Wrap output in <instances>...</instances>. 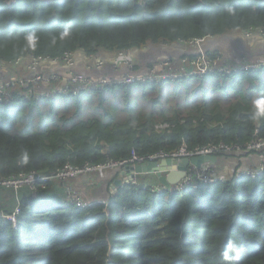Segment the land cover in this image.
Returning <instances> with one entry per match:
<instances>
[{"label": "trees", "instance_id": "16d2710c", "mask_svg": "<svg viewBox=\"0 0 264 264\" xmlns=\"http://www.w3.org/2000/svg\"><path fill=\"white\" fill-rule=\"evenodd\" d=\"M256 27L264 28V0H0V63L15 64L20 56L52 60L67 51L134 50L143 58L140 50L157 43ZM192 81L213 93L191 103L199 95L191 94ZM171 85L189 109L178 102L168 113L163 92ZM217 92L226 95L223 102ZM65 97L64 112L72 116L52 112L49 123L37 122L35 112L27 119L35 101L0 104V178L125 160L132 151L147 157L182 144L194 149L264 138V69L112 84ZM89 106L97 110L91 117ZM148 174L151 180L135 178L158 181ZM54 183L0 192V264H264V175L160 193L125 180L109 183V199L88 207L51 199ZM17 198L14 227L1 214H11Z\"/></svg>", "mask_w": 264, "mask_h": 264}, {"label": "built area", "instance_id": "2783aa9c", "mask_svg": "<svg viewBox=\"0 0 264 264\" xmlns=\"http://www.w3.org/2000/svg\"><path fill=\"white\" fill-rule=\"evenodd\" d=\"M258 33L264 36V28L256 27L251 31L246 32L247 34ZM215 36L207 35L203 37H194L188 40H180V44L185 46L188 50L193 52L191 55H184L178 59L168 58L156 65L152 66L147 74L155 75L153 79H148V75H135L134 66L135 61L129 52H121L119 64H124V67L127 69V72L123 76H110L102 75L100 77L87 76L77 73H69L66 77V80L62 82H57L59 76L53 73H43L41 71L44 65H52L51 63H46L50 59L47 58H37L36 56H24V60L20 59L16 61L15 65H26L27 73L26 77L15 81L14 79H8L4 76V72H0V104H6L12 102L15 97H22L24 99H32L36 94H41L42 97H52L57 95L62 96H77L83 92L97 91L104 89L107 85L112 84H130L135 81L147 82V81H161L163 79H168L172 82H176L178 79L183 77L190 76H206L210 73L220 72L225 74H232L234 71H249V70H262L264 69V54L259 55L255 59L246 58L241 61L239 64H233L229 62L220 51H206L204 46L207 42L211 41ZM189 46V47H187ZM190 48V49H189ZM192 49V50H191ZM74 53L70 54V58L67 61L66 65L72 67L74 65ZM89 59H93L94 55L87 56ZM132 59L133 66L130 63L129 59ZM97 60V59H96ZM52 61L58 62L57 64H62V58H54ZM96 61L92 64L95 67ZM161 64H166L165 68H160ZM14 65V64H11ZM11 65L9 68H11ZM101 62L97 63V66L100 67ZM9 68H5V71ZM96 68V67H95ZM4 69V68H3ZM45 71V70H43ZM5 72V73H6ZM46 72V71H45ZM10 74V73H9ZM217 145L223 144H208L204 146H198L194 149H189L186 144H182L176 150V154L167 155L169 153L160 152L154 155H149L147 157H138L136 154H133V157L130 161L122 162H113L109 161L108 163H103L102 165H89L84 166H73L71 163H66L63 167L57 169L54 172L49 174H43L36 170L30 172H20L18 175H12L9 177L0 178V192L12 189L17 193L20 189L28 187L30 189H38V184L42 185L43 188L47 184H50L53 181L61 182L63 177L69 176L71 174L67 173L75 171V176H81L84 174L94 173L96 169L109 168L114 164L118 166H126L133 161L137 163H148L151 161L160 162L169 156L188 157L189 159L200 156V155H212L216 154L218 151ZM221 151H248L261 154V160L256 168H249L244 172H241L239 176H248L253 179L264 175V138L255 137L247 143L237 142L233 145L226 146V150ZM104 169V170H105ZM164 172L163 174H167ZM148 174V173H145ZM156 175V173H153ZM137 175V174H136ZM158 178V177H157ZM217 181H225L220 178L212 165H204L202 167H197L192 164L187 166L185 170V176L181 178L178 182L171 184L170 186H165L159 181L156 183L152 182H139L138 178L135 176L131 179H128L127 182L133 184H141L144 188L149 189L151 192L160 193V192H175L182 191L186 187L194 185L197 187L199 183L211 184ZM64 182V181H63ZM105 184V183H104ZM106 186V184H105ZM76 190L74 186L70 185V182H66L65 186V198L69 203L75 204L80 207L90 206L93 201L96 200H84L81 194H78L74 191ZM109 198L100 199L97 201L106 202ZM17 206L11 214H1L2 217L9 219L13 226L17 225V216L21 212V203L17 198Z\"/></svg>", "mask_w": 264, "mask_h": 264}, {"label": "crops", "instance_id": "0c3cea01", "mask_svg": "<svg viewBox=\"0 0 264 264\" xmlns=\"http://www.w3.org/2000/svg\"><path fill=\"white\" fill-rule=\"evenodd\" d=\"M176 47V48H175ZM206 51H221L223 56L233 64H239L242 60L249 58L255 59L259 55L264 54V36L256 32L247 34L246 32L236 31L231 32L226 37L219 40H211L207 42L204 46ZM190 49V48H189ZM192 50V49H191ZM143 53V58L138 56L139 52L133 50L130 51V55L135 61V65L138 66L137 70H134L135 75L147 74L150 68L156 65L159 61L164 58H173L178 59L184 55H191L193 52L188 50L186 47L180 45H174L173 47H159L150 46L149 48H143L140 50ZM97 59V60H96ZM120 55L119 53H113L108 55L94 56L91 60L87 56H82V52H77L74 55V65L72 67H65L63 64H54V65H44L41 69L43 73H53L59 76L57 82H62L66 80V77L69 73H80L87 76L100 77L102 75L116 76L117 74L123 72L124 64H119ZM95 63V67L92 64ZM101 62L100 67L97 66V63ZM63 69V70H61ZM26 70V69H25ZM45 70V71H43ZM27 71V70H26ZM120 74L119 76H123ZM212 81L216 79L211 78ZM168 93L169 91L166 90ZM170 93V92H169ZM67 97L62 95L52 96V97H42L41 94H36L32 99L25 101L32 103L36 102V105L33 110L30 107H27L25 115L28 117L31 113L35 112L37 122L40 119H43L46 123H49V115L53 112L55 115L62 117L66 115L71 117L72 114L64 112L66 107ZM87 101V100H86ZM89 117L95 114L97 110L95 108H87L86 110ZM65 113V114H64ZM218 162L213 166L216 171V174L224 179L231 180L234 176L240 175L241 172L246 171L249 168H256L261 160V154L249 152V154H243L242 152H236L235 154L221 155L218 156ZM117 175L114 176L113 172H107L105 174L106 186L101 183L96 174L83 175L79 177L76 181L70 182L73 186L77 187L83 194V198L86 200H94L97 198H106L108 195L107 190L113 188V184H116L119 181V178L124 177V173L117 170ZM148 180L150 175L145 174ZM144 178V177H143ZM157 178V176H156ZM158 179V178H157ZM109 181V182H108ZM109 183H113L111 186ZM65 185L63 183L57 182L50 185L48 195L51 199L57 201H63L65 196Z\"/></svg>", "mask_w": 264, "mask_h": 264}, {"label": "rangeland", "instance_id": "374dc122", "mask_svg": "<svg viewBox=\"0 0 264 264\" xmlns=\"http://www.w3.org/2000/svg\"><path fill=\"white\" fill-rule=\"evenodd\" d=\"M191 38H194V37H189L188 39H191ZM172 45H174L173 43H170V42H166L165 44H162V43H157V44H155V47L156 48H159V47H168V48H170ZM187 47H189V46H187ZM72 52L71 51H67V52H65L64 54H63V61H61L62 62V64L65 66V67H67V65H66V63H67V61L69 60V58H70V54H71ZM85 56H91V55H85ZM169 57H167V58H164V59H162L161 61H159L158 63H160V62H162V61H164V60H166V59H168ZM20 59H25L24 58V56H20V58L18 59V60H20ZM127 59H129V58H127ZM17 60V61H18ZM129 61H130V63L132 64V66L134 65L133 64V61H132V59H129ZM165 65L166 64H161L159 67L162 69V68H165ZM0 68H3V65L0 63ZM11 68L14 70V73L12 74V75H10L11 74V70L10 69H8L7 70V72L5 71V68L4 69H2V70H4L5 72L4 73H2V74H4V76L6 77V78H8V79H14L15 81H19V80H21V79H23V78H25L26 77V75H27V73H29L28 71H26L25 69H26V65H11ZM10 73V74H9ZM47 74H48V71H47ZM77 74H79V73H77ZM84 75V74H83ZM142 75H148V79H153V81H154V78H155V75H153L152 73L151 74H142ZM141 75V76H142ZM1 76V75H0ZM1 77H3V76H1ZM200 77V76H199ZM189 83H192V85H191V94L193 93V92H195V91H198V93H199V95H195V94H193L192 96H191V103H197V102H200L202 99H203V97H204V92L206 93V92H209V88H210V86H208V85H205L206 87L205 88H202V86H200V83L197 81H192V82H189ZM185 85H187V83H184ZM168 91L169 92H174L175 91V88L173 87V85H171L169 88H168ZM169 92L166 94V91H164L163 92V96H164V100H165V98L167 97V98H169V101H171V109L170 110H168V113H171V112H175L176 111V107L178 106V105H180V104H182V101H178V99H176V97H175V92L174 93H172V94H170L169 95ZM183 94L186 92V91H181ZM209 93H213V92H209ZM218 93V98H217V100H219V101H222L223 102V100L226 98V95L225 94H223V93H221V92H217ZM230 94H232V93H230ZM182 96H184V95H182ZM181 96V97H182ZM178 102H180V104H178ZM151 105V104H150ZM183 106H187L188 107V109L191 107L190 105H185V104H182ZM149 106V104L148 103H146L145 104V107H148ZM187 109V110H188ZM22 114V113H21ZM161 114L159 113L158 114V116H160ZM27 120V119H26ZM25 120V121H26ZM255 137H257V136H255ZM254 137V138H255ZM237 142H242V141H237ZM237 142H236V144H237ZM102 145H106L104 142H102ZM216 145V144H215ZM230 145H233V143L232 144H223V145H217L218 146V151H220V152H222V153H227V151H221V150H226V146H230ZM108 150H109V147L108 146H105V152H108ZM176 151H174V152H172V153H170V154H167V155H172V154H174ZM229 152H234V151H229ZM135 152H133L132 151V153H131V157L129 158V159H125V160H120V161H114V160H108L106 163H108L109 161H113V162H122V161H130L131 159H132V157H133V154H134ZM136 154V153H135ZM176 154V153H175ZM212 155H216V154H212ZM136 156H138L137 154H136ZM138 157H140V156H138ZM184 158H188V157H184ZM165 159H179V160H182V159H180V157H174V156H169V157H166ZM189 159V158H188ZM138 164H142V163H137V162H135V161H133L132 163H130V164H128V165H126V166H118V165H116V164H114V165H112V166H109V168H107V169H105V168H99V169H96L95 171H94V173H91V174H96L97 176H98V179H99V181L102 183L103 182V184L105 183L106 184V178H105V174L107 173V172H113L112 174H114V176L115 175H117V170H119V171H121L122 173H124V175H125V178L124 177H122V178H119V180L120 181H122V184H124L125 183V180H127V179H131V178H133V177H128V172H127V169H131V172H132V170L134 171V169L136 168V166H138ZM145 164V163H144ZM99 165H102V164H99ZM96 166H98V165H96ZM105 169V170H104ZM175 170H176V168H175ZM67 173H69V174H71V175H69V176H65V177H63V181L64 182H73V181H76L79 177H81V176H83V175H81V176H75V171L72 169V171H71V173H70V171L69 172H67ZM84 175H89V174H84ZM141 175H143V176H145V173H139V174H137V176L139 177V176H141ZM133 176H136V173H134V175ZM141 178H143L142 176H141ZM74 188L76 189V190H74L77 194H78V192H79V194H81L82 195V197H83V194H82V192L77 188V187H75L74 186ZM65 197V196H64ZM110 197V192H109V194H108V197L107 198H109ZM84 200H86V199H84ZM96 201L97 200H100V198H97V199H95ZM87 201V200H86ZM91 201H93V200H91Z\"/></svg>", "mask_w": 264, "mask_h": 264}, {"label": "water", "instance_id": "95a60500", "mask_svg": "<svg viewBox=\"0 0 264 264\" xmlns=\"http://www.w3.org/2000/svg\"><path fill=\"white\" fill-rule=\"evenodd\" d=\"M226 37V36H224ZM223 37V38H224ZM222 38H218V37H214L211 40H219ZM174 45H180L182 47L185 48V46H183L180 43L174 44ZM173 45V46H174ZM205 48V47H204ZM46 63H51L52 65H56L58 62L56 61H52L49 60ZM10 64L7 65H3V68H9ZM3 68H0V72H5L4 70H2ZM63 70V69H61ZM125 72H127V69L124 68L123 72L117 74L115 77H118L120 74H124ZM236 152H242L243 154H249L248 151H234V152H227V153H223L225 155H231V154H235ZM258 155H260V153H258ZM218 155H200V156H195L191 159L188 158H183L182 160L179 159H163L160 162L157 161H151L145 164H138V166H136V168L134 169V171L131 169H127L128 172V177H134V173L139 174V173H156V176L158 177V181L160 183H162L165 186H170L171 184H174L176 182H178L181 178H183L185 176V170L187 169V166L189 164H192L194 166L197 167H202L204 165H214L218 162ZM176 168V170H175ZM168 172L167 174H163L164 172ZM128 180V179H127ZM122 181H118L116 183L117 186L121 185ZM108 197V195L106 196V198ZM105 199V198H102Z\"/></svg>", "mask_w": 264, "mask_h": 264}, {"label": "clouds", "instance_id": "9594fccd", "mask_svg": "<svg viewBox=\"0 0 264 264\" xmlns=\"http://www.w3.org/2000/svg\"><path fill=\"white\" fill-rule=\"evenodd\" d=\"M226 181V180H225Z\"/></svg>", "mask_w": 264, "mask_h": 264}]
</instances>
